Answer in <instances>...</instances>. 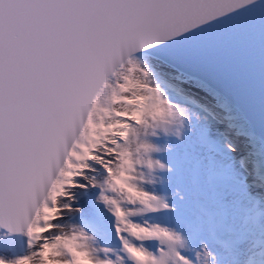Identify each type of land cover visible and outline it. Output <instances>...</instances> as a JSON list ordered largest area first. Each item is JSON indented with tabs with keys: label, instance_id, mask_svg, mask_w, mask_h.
I'll use <instances>...</instances> for the list:
<instances>
[{
	"label": "snow or ice",
	"instance_id": "6c2138e0",
	"mask_svg": "<svg viewBox=\"0 0 264 264\" xmlns=\"http://www.w3.org/2000/svg\"><path fill=\"white\" fill-rule=\"evenodd\" d=\"M0 264H264V0H0Z\"/></svg>",
	"mask_w": 264,
	"mask_h": 264
}]
</instances>
